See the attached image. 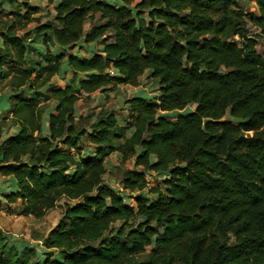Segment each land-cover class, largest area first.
Returning a JSON list of instances; mask_svg holds the SVG:
<instances>
[{"label": "trees", "instance_id": "trees-1", "mask_svg": "<svg viewBox=\"0 0 264 264\" xmlns=\"http://www.w3.org/2000/svg\"><path fill=\"white\" fill-rule=\"evenodd\" d=\"M36 2L45 13L0 0V79L19 126L4 137L0 120V175L16 180L15 215L63 212L44 248L0 228V264H264V54L248 26L264 37V0ZM145 73L158 94L126 98L122 115L77 113ZM116 152L136 166L122 191L105 180Z\"/></svg>", "mask_w": 264, "mask_h": 264}, {"label": "rangeland", "instance_id": "rangeland-1", "mask_svg": "<svg viewBox=\"0 0 264 264\" xmlns=\"http://www.w3.org/2000/svg\"><path fill=\"white\" fill-rule=\"evenodd\" d=\"M33 4L37 3L39 6H41L42 13H45L47 8L44 3L42 2H36V0H32ZM245 11H254L258 9L255 2L252 1H245L240 3ZM39 15V14H38ZM36 22H31L28 24V26L24 29H20L19 32L21 33L24 30L31 29ZM250 34L258 37L259 45L258 50L261 54H264V37H260L259 30L249 22L248 24ZM236 41H240L239 36H236L234 38ZM35 46L38 48L43 49V43L41 39H39ZM78 50V49H76ZM84 54H88V51L83 50L81 51ZM24 67H28V63H25ZM37 73V71H36ZM36 73L34 75H36ZM16 74V72L13 71L11 75ZM72 77V73L70 70H64L61 74L56 75L53 77L52 81L55 82L57 85L63 86L65 82H67ZM140 85L138 86H131V85H119L117 87H109L111 89H108L106 91H101L103 93H97L96 97L93 101L90 102H83L80 101L78 103L79 109L78 112L81 111L89 112V111H98V109L93 108L94 106H107L109 108H113L117 110V112L122 115L125 112L123 111L124 101L126 98L135 96V95H141V96H154L158 94V88L159 85L156 81L153 79H150L148 77V73H145L143 76L140 77ZM10 77L7 79H0V120L3 119V116L9 115V109H10V103H9V97L14 91L10 87ZM34 89H38L37 83L34 86ZM27 89V86L21 87L17 90L18 93L21 92L22 89ZM30 90L29 92H31ZM29 92H23V97L28 98ZM101 96L102 99L98 100V97ZM53 105L52 102H47L46 105ZM195 105H190L188 109H194ZM52 109H54L52 107ZM173 115V113H171ZM176 115V114H175ZM1 125L3 126L4 134L3 136H8L12 133H15L18 129L17 124H15L12 121V115H9L6 119L1 120ZM107 166V173L105 175V180L113 187L118 188L120 191H122L121 186V179L123 177V172L127 168H135L133 160H128L126 162H122L121 156L119 153H113L111 154L106 161ZM148 181L149 186L156 185L160 180V177L156 175V173H152L148 175ZM162 186V185H161ZM135 192L134 194H136ZM6 194V193H5ZM132 194V196H134ZM132 202H134L133 197L130 199ZM62 201L61 203H63ZM8 204H4V207L0 205V226L4 230L5 233L11 236L12 240L17 241L16 243L25 244L29 243L31 245H36L38 243V247H43V241L40 243L36 239L42 238L48 232L58 224L59 220L62 217L63 207L61 204H59L55 209L51 210L50 212L45 215L42 219H35L33 217H20L18 215H15V213L10 212V209H8ZM14 207V205L12 206ZM119 223V222H118ZM140 258H143V256H140Z\"/></svg>", "mask_w": 264, "mask_h": 264}, {"label": "crops", "instance_id": "crops-1", "mask_svg": "<svg viewBox=\"0 0 264 264\" xmlns=\"http://www.w3.org/2000/svg\"><path fill=\"white\" fill-rule=\"evenodd\" d=\"M84 55H87V54H84ZM119 86V85H118ZM124 86H126V85H124ZM103 93V92H101V91H97V92H95L94 94H93V100L95 99V97H96V94L97 93ZM99 99H102V97L101 96H99L98 97V100ZM92 100V101H93ZM80 102V101H79ZM78 102V103H79ZM54 105V104H53ZM53 105L51 104L50 105V107L48 108L49 109V111L50 110H52V107H53ZM78 109H79V105L77 104V113H79L78 112ZM48 111V112H49ZM48 112L44 115V127H43V134L44 133H46L47 132V125H48V121H47V116H48ZM80 113H86V112H84V111H81L80 110ZM17 127H18V129H19V126L17 125ZM17 129V130H18ZM16 130V131H17ZM17 190V186H16V180H15V178L14 177H12V176H3V175H0V205L2 206V208L4 207V204H7L6 203V199H5V193L7 194V193H10V192H12V191H16ZM19 216V215H18ZM0 217H1V214H0ZM20 217H32V216H20ZM45 217V216H44ZM43 217V218H44ZM34 218V217H33ZM36 219V218H35ZM42 219V218H41ZM0 228H1V226H0ZM47 235V234H46ZM37 240V239H36ZM38 241V240H37Z\"/></svg>", "mask_w": 264, "mask_h": 264}, {"label": "built area", "instance_id": "built-area-1", "mask_svg": "<svg viewBox=\"0 0 264 264\" xmlns=\"http://www.w3.org/2000/svg\"><path fill=\"white\" fill-rule=\"evenodd\" d=\"M38 241H39V240H38ZM39 242H40V243H42V241H41V240H40Z\"/></svg>", "mask_w": 264, "mask_h": 264}]
</instances>
